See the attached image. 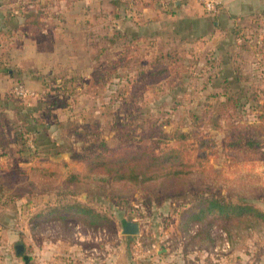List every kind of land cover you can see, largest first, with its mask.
Listing matches in <instances>:
<instances>
[{"label": "rangeland", "instance_id": "1", "mask_svg": "<svg viewBox=\"0 0 264 264\" xmlns=\"http://www.w3.org/2000/svg\"><path fill=\"white\" fill-rule=\"evenodd\" d=\"M13 1L26 22L35 0ZM67 2H83L82 17L67 4L65 22L69 33L83 29L81 63L88 70L71 78L52 73L41 97L35 91L38 97L20 100L14 93L17 117L7 102L0 107V188L6 196L0 205V264H264L262 220L212 216L199 222L201 228L194 220L207 199L264 212V150L236 154L225 146L224 131L192 122L194 116L203 120L198 102L213 103L211 95L226 93L225 80L245 98L247 114L256 113L255 97L264 105V17L255 12L229 22L220 17L222 8L211 16L199 4L208 21L160 14L154 22L153 0L142 6L130 0ZM51 19L44 25L51 26ZM138 29L143 35L135 38ZM117 32L132 33V52L109 49L108 39ZM78 44V37L63 33L55 42L45 38L50 67L64 61L65 53L74 54ZM234 68L245 83H236ZM20 86L30 90L16 80L12 91ZM34 109L39 134L24 123ZM179 130L197 133L188 142L194 167L185 178L137 186L65 183L66 174H83L94 153L113 151L126 133L152 136L158 152L178 145L166 136ZM249 135L242 130L243 144ZM210 138L217 146L198 161L200 141ZM58 155L64 158L55 161ZM127 223L137 224L139 234L125 235ZM17 246L24 247L19 255Z\"/></svg>", "mask_w": 264, "mask_h": 264}, {"label": "trees", "instance_id": "2", "mask_svg": "<svg viewBox=\"0 0 264 264\" xmlns=\"http://www.w3.org/2000/svg\"><path fill=\"white\" fill-rule=\"evenodd\" d=\"M130 37L131 36L125 32L115 33L108 39V45L110 46L109 49H115L118 46H122L125 47L124 52H127V50L130 51L131 49H128L131 47L128 44ZM220 50L221 48L218 47V52L216 53H219ZM132 51L133 50L130 52ZM233 72L236 83H245L238 68H234ZM222 73L223 69L216 74V77H221ZM225 83L227 84V91L225 94L211 95V98L216 102H211L212 104H204V102L200 101L197 103L196 110L197 112L201 111L203 120L199 122L196 118H194L196 116H194L192 119V122L195 121L194 127L196 126V123L198 124V127L207 123L211 127L212 131H224L225 146L231 150H235L236 154H240L245 149L254 153L264 150V105H262V102L255 97L254 100L257 108L254 110L256 113H253L252 111L247 114L245 108L247 104L244 103L245 98L231 89L228 80H225ZM14 93L15 92L13 90L7 95V104L13 107L12 103H14L15 109L19 110L16 108L18 102L17 99L19 97L14 96ZM34 97L36 98L38 96ZM207 98L208 96H205L203 99ZM19 99L21 100V97ZM27 99H33V96ZM12 111H14V108ZM32 111H35V109L30 110L29 122L25 121L24 123L27 124L28 127L35 128L37 130L36 133L39 134L41 133V130L38 126H40L41 123L38 118H35V114H33ZM167 125L169 126L171 123L168 122ZM243 129L250 131V135L245 140V144H243V141L240 138ZM232 133L235 135L231 136ZM196 135L197 133L192 130H189L188 133L179 130V132L173 134V136H166L168 141L175 140L178 145L176 147L165 148L157 152L155 151L157 145H154V138L152 136L138 138L136 136H132L130 133H126L117 148L113 151L105 150L101 153H94L89 158L83 174L72 172L66 174L64 177L65 183L75 184L91 180L100 182L111 181L114 184L127 183L137 186L151 183L161 178H185L189 175L190 169L194 167V164H192L189 159L190 152L187 150L189 148L188 142ZM235 137L238 138L235 140V143L231 142L227 145V142H229L228 140L231 141ZM209 144L211 145V148H208ZM216 146L217 143L213 138H210L209 140L202 139L197 148L200 153L198 161H206L207 157L210 156L208 150L215 149ZM157 149H159V147ZM34 171L37 170L34 169ZM4 191V187L0 188V205L6 198ZM65 201L66 199L63 198L62 202ZM212 216L229 219H245L248 217H254L264 222V212L253 206L246 204L239 205L224 203L217 199H207L204 201L203 205L199 209V212L194 217V220L196 221L195 225L197 227L200 226V228L203 227V225L199 222H204Z\"/></svg>", "mask_w": 264, "mask_h": 264}, {"label": "crops", "instance_id": "3", "mask_svg": "<svg viewBox=\"0 0 264 264\" xmlns=\"http://www.w3.org/2000/svg\"><path fill=\"white\" fill-rule=\"evenodd\" d=\"M130 1H133L130 3L131 5L134 3L140 5L142 3L143 5L147 0H144L145 2H142L143 0ZM153 1L154 6L152 11L157 13L154 22L159 19L158 15L160 14H170L172 20L208 21L205 12L199 10L197 7L199 3L195 0ZM219 1L222 3L223 10H221L222 14L220 17H224L225 21L236 20V17L242 19L255 12L260 13L259 16L264 17V0ZM111 2L115 3L114 0H111ZM32 4L31 9L33 10H29V14L25 18L27 21L25 22L18 9H16L18 8V3H15L13 0H0V107H2L3 101L8 102L7 95L12 91L13 82L16 80L26 84L31 94L37 91L40 96L46 89L48 78L51 77L52 73L65 76V78H71L78 73L80 75L88 70V67L81 63L82 54L86 52L82 44L83 29L80 26H75L78 27L77 31L69 33L66 28L67 0H35ZM68 5H70L69 10L75 16L82 17L84 13V9H82L83 2L69 3ZM146 5L142 11L144 16L149 12L146 9ZM71 6L73 7L71 8ZM50 19L52 21L51 26L44 25V21ZM18 28H22V30H17ZM138 31L140 34H134V37L138 35L141 37L143 35L141 29H138ZM61 33L64 36L68 35L69 37L79 38V44L76 50H74V54L76 55L70 54L66 56L67 54L65 53L63 57L64 61H55L54 65L50 67L49 51L43 48L45 46V38H49V41L55 42ZM127 34L133 36L131 35L132 33ZM52 37H54V40H52ZM57 44L59 46V43ZM108 47L110 46L108 45ZM31 52L34 54L30 55ZM60 52L58 50V53ZM24 53L27 54L25 55ZM13 108L15 109V107L10 106L8 110L11 113L13 112L15 117H17V112L12 111ZM6 112L8 113V111Z\"/></svg>", "mask_w": 264, "mask_h": 264}, {"label": "built area", "instance_id": "4", "mask_svg": "<svg viewBox=\"0 0 264 264\" xmlns=\"http://www.w3.org/2000/svg\"><path fill=\"white\" fill-rule=\"evenodd\" d=\"M195 1L201 4L204 7L205 11L211 16L218 14L222 8V3L219 0H195ZM15 94L22 98H29L34 96V94H31L28 90H26L21 86L15 88ZM227 247H229V245H227Z\"/></svg>", "mask_w": 264, "mask_h": 264}, {"label": "water", "instance_id": "5", "mask_svg": "<svg viewBox=\"0 0 264 264\" xmlns=\"http://www.w3.org/2000/svg\"><path fill=\"white\" fill-rule=\"evenodd\" d=\"M64 158V156L60 155L58 157H55V161H60ZM125 235L135 236L139 234V226L134 223H127L124 229ZM18 254H21L24 250L23 246L16 247Z\"/></svg>", "mask_w": 264, "mask_h": 264}]
</instances>
